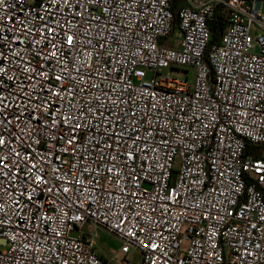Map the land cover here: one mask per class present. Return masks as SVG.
<instances>
[{"label":"built area","instance_id":"obj_1","mask_svg":"<svg viewBox=\"0 0 264 264\" xmlns=\"http://www.w3.org/2000/svg\"><path fill=\"white\" fill-rule=\"evenodd\" d=\"M263 7L0 0V264H264Z\"/></svg>","mask_w":264,"mask_h":264},{"label":"rangeland","instance_id":"obj_2","mask_svg":"<svg viewBox=\"0 0 264 264\" xmlns=\"http://www.w3.org/2000/svg\"><path fill=\"white\" fill-rule=\"evenodd\" d=\"M179 34L180 32L176 30L172 36H169L168 40L172 42L170 45L174 48L179 47ZM164 45L168 46L167 44ZM168 71L179 77H184L187 74H189V76L193 75L194 70L192 67H179L168 69ZM84 230H90V228L85 226ZM78 234V231L71 232V235L73 236ZM95 250L105 259H108L115 253H118L123 257L124 261L129 262V264H141L142 255L140 250L133 249L129 246H123L117 237L101 229L97 230V235L95 237Z\"/></svg>","mask_w":264,"mask_h":264},{"label":"trees","instance_id":"obj_3","mask_svg":"<svg viewBox=\"0 0 264 264\" xmlns=\"http://www.w3.org/2000/svg\"><path fill=\"white\" fill-rule=\"evenodd\" d=\"M220 10H221V7H216L214 17L211 21H209V27L211 29V38H210L209 43L206 47V51L209 50L211 45L217 43L219 36H220V33L223 29L224 22L220 16ZM172 13H173V25H175L176 20H177V13L174 9H173Z\"/></svg>","mask_w":264,"mask_h":264}]
</instances>
